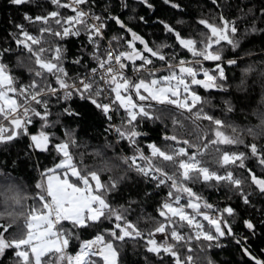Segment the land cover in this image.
Masks as SVG:
<instances>
[{
	"label": "snow or ice",
	"instance_id": "6c2138e0",
	"mask_svg": "<svg viewBox=\"0 0 264 264\" xmlns=\"http://www.w3.org/2000/svg\"><path fill=\"white\" fill-rule=\"evenodd\" d=\"M6 4L0 264H264V0Z\"/></svg>",
	"mask_w": 264,
	"mask_h": 264
},
{
	"label": "trees",
	"instance_id": "16d2710c",
	"mask_svg": "<svg viewBox=\"0 0 264 264\" xmlns=\"http://www.w3.org/2000/svg\"><path fill=\"white\" fill-rule=\"evenodd\" d=\"M158 2H159V0H157V3ZM10 11H11L10 8L6 4V0H0V38H2L4 36L6 30L9 28V25L7 24V17L9 16ZM11 14L12 15H16L15 13H11ZM160 15L162 17H165V18H171V15L172 14L171 13L161 12ZM201 91H203V90H201ZM91 122L92 123H100V120L93 119ZM40 159H41V162L43 164H50V159H45L43 156H41ZM16 174L19 175L21 177V179L26 184H28L30 181L32 183H34V177L36 176V173L31 172L29 169H27V168L19 169ZM147 210L149 212H151L152 211V208L151 207H148ZM88 235L89 234H86L85 235V238H88ZM73 246H75V242H73ZM224 255H228V254L225 253ZM233 258L234 259H238V257H233Z\"/></svg>",
	"mask_w": 264,
	"mask_h": 264
}]
</instances>
